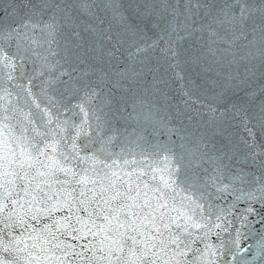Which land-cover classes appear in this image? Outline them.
<instances>
[{
    "label": "snow or ice",
    "instance_id": "1",
    "mask_svg": "<svg viewBox=\"0 0 264 264\" xmlns=\"http://www.w3.org/2000/svg\"><path fill=\"white\" fill-rule=\"evenodd\" d=\"M0 264H264V0H0Z\"/></svg>",
    "mask_w": 264,
    "mask_h": 264
}]
</instances>
